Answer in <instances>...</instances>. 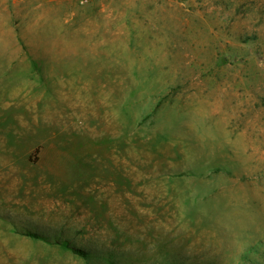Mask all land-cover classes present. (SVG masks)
I'll use <instances>...</instances> for the list:
<instances>
[{"label":"rangeland","instance_id":"rangeland-1","mask_svg":"<svg viewBox=\"0 0 264 264\" xmlns=\"http://www.w3.org/2000/svg\"><path fill=\"white\" fill-rule=\"evenodd\" d=\"M0 264H264V0H0Z\"/></svg>","mask_w":264,"mask_h":264},{"label":"trees","instance_id":"trees-1","mask_svg":"<svg viewBox=\"0 0 264 264\" xmlns=\"http://www.w3.org/2000/svg\"><path fill=\"white\" fill-rule=\"evenodd\" d=\"M26 235L30 238H33V239H36V240H42V241H45V242H49L46 237H44L43 235L41 234H38V233H35V232H27ZM60 245L62 247H65L67 249H71L72 252L80 257H83V258H87L88 257V254L85 250L83 249H80V248H70L66 243H60Z\"/></svg>","mask_w":264,"mask_h":264},{"label":"built area","instance_id":"built-area-1","mask_svg":"<svg viewBox=\"0 0 264 264\" xmlns=\"http://www.w3.org/2000/svg\"><path fill=\"white\" fill-rule=\"evenodd\" d=\"M85 1H88V0H85Z\"/></svg>","mask_w":264,"mask_h":264}]
</instances>
